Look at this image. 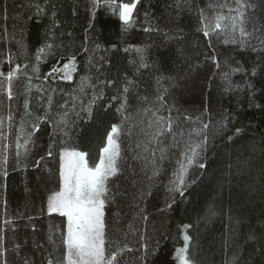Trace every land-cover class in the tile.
<instances>
[{
  "label": "trees",
  "instance_id": "trees-1",
  "mask_svg": "<svg viewBox=\"0 0 264 264\" xmlns=\"http://www.w3.org/2000/svg\"><path fill=\"white\" fill-rule=\"evenodd\" d=\"M245 2L248 31H256L240 45L225 44L215 34L205 37L201 22V10L213 21L216 12L227 11L219 6L235 7L234 0H139L127 28L110 9L93 8L92 0H0V71L17 64L22 70L14 98L0 93V264H60L67 220L47 211L48 196L59 190V153L67 147L100 158L113 124L122 128L121 159L109 180L114 198L105 208L107 251L124 244L133 249L119 264H177L185 224L192 225L187 231L195 264H231L234 258L235 264H264V0ZM34 4L44 13L37 16ZM50 28L55 47L51 55L41 54L34 74L37 49ZM138 48L147 67H139ZM72 56L76 70L70 81L62 73L44 79L53 65L62 67ZM46 112L34 131L36 117ZM169 115L179 145L172 146L171 135L149 144L155 130L149 122ZM61 119L66 124L56 127ZM205 123L207 146L189 169V187L183 197L169 193L184 145L201 139L197 131ZM29 133L28 152L21 148L17 157L16 144ZM145 145L155 149L154 165Z\"/></svg>",
  "mask_w": 264,
  "mask_h": 264
},
{
  "label": "snow or ice",
  "instance_id": "snow-or-ice-1",
  "mask_svg": "<svg viewBox=\"0 0 264 264\" xmlns=\"http://www.w3.org/2000/svg\"><path fill=\"white\" fill-rule=\"evenodd\" d=\"M137 3H139V0H132V2L127 3H118L117 0H92L93 8L102 6L110 9L113 14L118 15L119 20L123 22L125 28L131 27L134 23L133 13L137 7ZM234 4L235 7L227 3L220 5L219 7L221 9L226 8L227 11L216 12L213 21H209L204 15L203 10H201V22L203 23V35L205 37L215 34L217 39H221L225 44L239 43L240 45H246L249 43L250 38L256 31L254 28L253 32H249L247 28L250 20L245 9L250 5H247L245 0H234ZM34 7L37 16H40L45 11L39 4H34ZM53 15H55V13H53ZM52 27H55V25L53 24ZM149 30L150 29H145V31ZM53 36L54 33L50 28L49 31L45 33L43 44L37 49V63L32 68L34 74L39 73L38 64L41 60V54H52L55 44L50 41ZM262 43H264V41H262ZM85 51H87L86 48ZM136 51L140 53L139 67H147L143 55L144 50L138 48ZM212 59L215 62V57H212ZM24 67L27 68V65ZM217 67H219L218 63ZM75 70L76 58L72 56L68 58L67 63H64L62 67L53 65L44 79L48 80L49 77H53L54 79V74L62 73L60 78L70 81L72 79V73ZM237 70L239 69H234V71ZM21 71V66L19 64L7 73L0 71V78H2L0 79V93L6 94L8 100L14 98V82L20 79ZM254 74L253 72V75ZM225 75L227 76V74ZM32 78V76L27 77L28 85L25 88L26 92L31 91ZM36 78L39 79V76L37 75ZM86 79V77L81 78L80 91H84L83 84ZM108 83L111 84L112 82L109 81ZM131 83V81H128V85ZM128 91L129 87L126 85L123 88V93L126 94ZM100 95H102V91ZM113 99H116V97H113ZM159 99L163 100V97ZM48 102L49 106H51V96L48 97ZM94 102L95 101L90 102L88 109L89 115H91V104ZM24 108H29L27 100L24 103ZM122 108L123 105L121 108H118L117 111L120 112ZM153 115L155 116L156 113H153ZM47 118V112L44 117L37 116V123L32 125L33 130L38 132L40 130L39 122ZM125 119H127V117H125ZM8 120H12L11 115L8 116ZM2 124L3 119L0 118V125ZM60 124H66V121L64 119L59 120L56 127H59ZM148 127L155 129L149 137V144H160L161 137L171 135L172 146L175 147L179 145V141L176 140V135L173 134V122L170 115L167 118L163 116L157 117L154 122H149ZM208 128L209 125L207 123L203 124L202 128L197 131V135L200 136L201 139L194 144L189 140L184 145L185 150L181 152V158L177 162L178 168L173 173L174 179L169 182L167 188L169 193H178L181 197L184 196L187 187H189L187 183L189 169L197 164L201 153L206 150ZM60 130L64 131L63 128ZM121 132L122 128L119 125L113 124L111 126L110 131L107 133L106 144L101 149L99 162L94 163L92 166L89 165L87 159L88 153L84 151L65 147L59 153V190L52 192V194L48 196L47 211L49 214L57 213L67 220L66 235L62 241L65 247V254L60 264H119V259L125 252L133 251L127 244L117 247L115 251H107L110 242L107 240L106 235L105 208L108 202L114 198L109 188V180L120 171ZM236 132L239 133L240 129H236ZM64 134L67 135V132H64ZM31 135L32 134L29 133L28 138L24 139L22 144L19 143L18 140L16 144L17 157L20 155L19 149L21 148H23L25 154H27L28 144L31 142ZM145 135H148V133H145ZM229 139H231V137H229ZM137 147H140V145H137ZM144 150L150 151L148 145L144 146ZM159 150L160 159L162 161L165 159L166 148L161 147ZM47 155L49 157L53 155L51 146L49 147ZM150 155L153 159L148 162L154 165L156 163L155 149L150 151ZM42 159L43 157H41V160ZM145 159L147 160L148 158L145 157ZM7 163L8 160L5 156L2 160V164L7 165ZM36 166L39 167V161L36 162ZM198 167L203 169L206 165L204 163H198ZM4 174L6 175L7 173L5 172ZM158 174V169L154 167L153 176ZM192 182L195 183L194 180ZM141 195L143 196V194ZM174 202L175 198L173 196L172 203ZM171 206V203L166 205L167 208H171ZM140 211L143 212V209ZM143 219L147 220V216H144ZM191 227L192 225L190 224L183 225V246L177 248L174 254V259L177 264H195V259L190 254L192 237L187 231ZM129 228L131 229V225H129ZM141 239H143V236H141ZM0 240H2V238H0ZM141 247L145 250L146 254L147 244H143ZM2 255L3 252L0 251V256ZM145 258V256H141L142 261ZM5 264H7L6 261ZM48 264H53L52 260H49ZM231 264H235V258Z\"/></svg>",
  "mask_w": 264,
  "mask_h": 264
},
{
  "label": "rangeland",
  "instance_id": "rangeland-1",
  "mask_svg": "<svg viewBox=\"0 0 264 264\" xmlns=\"http://www.w3.org/2000/svg\"><path fill=\"white\" fill-rule=\"evenodd\" d=\"M22 122L24 121V119H22L21 120ZM32 121L29 119V120H26V124H30ZM22 124H24V123H22ZM26 133V132H25ZM20 134H24V132H22V133H20ZM78 151H80V150H78ZM85 152V151H84ZM87 153V152H86ZM87 159H88V161H89V165L90 166H92L94 163H98L99 162V158H96L95 160H92L91 158H90V156H89V154H88V156H87Z\"/></svg>",
  "mask_w": 264,
  "mask_h": 264
}]
</instances>
